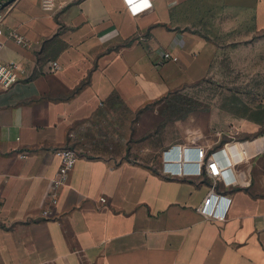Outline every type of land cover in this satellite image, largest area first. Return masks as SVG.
Segmentation results:
<instances>
[{"label":"crops","instance_id":"0c3cea01","mask_svg":"<svg viewBox=\"0 0 264 264\" xmlns=\"http://www.w3.org/2000/svg\"><path fill=\"white\" fill-rule=\"evenodd\" d=\"M150 2L134 15L124 0L54 12L17 0L6 16L2 58L27 73L0 85V264H264V150L229 152L252 127L221 110L161 109L209 74L219 37L264 34V0ZM125 117L137 159L87 153L119 146L99 134L124 131ZM61 149L78 158L53 198ZM202 149L227 181L195 172Z\"/></svg>","mask_w":264,"mask_h":264},{"label":"rangeland","instance_id":"374dc122","mask_svg":"<svg viewBox=\"0 0 264 264\" xmlns=\"http://www.w3.org/2000/svg\"><path fill=\"white\" fill-rule=\"evenodd\" d=\"M219 38L221 48L209 74L202 80L185 86L180 94L165 100L161 109L174 116L191 110L225 111L233 121L243 117L250 124L254 132L245 140L260 139L264 142V34L255 35L249 41H246L248 37L230 34ZM125 120L124 131H118L112 125L108 133L102 131L99 134L116 136L119 146L95 148L90 142L86 147L87 153L98 157L137 159L129 153L134 119L125 117ZM253 141L236 145L245 147Z\"/></svg>","mask_w":264,"mask_h":264},{"label":"built area","instance_id":"2783aa9c","mask_svg":"<svg viewBox=\"0 0 264 264\" xmlns=\"http://www.w3.org/2000/svg\"><path fill=\"white\" fill-rule=\"evenodd\" d=\"M16 1L17 0H0V85L4 89H9L15 85L27 73V69L22 63L17 61L8 62L4 61L2 58V52L5 48V41L3 40L5 36L4 22L6 16L13 9ZM73 1L74 0H42V7L47 12H54ZM124 2L134 15L151 8L150 0H124ZM10 36L15 38L20 44H24L25 42L24 38L15 32L10 33ZM165 59L169 60L171 59V56L167 53L165 54ZM53 67L56 69L58 67V63L54 62ZM56 155L60 158L62 166L60 169L59 179L55 182L53 188V198L55 197L54 195L57 190L65 182L66 175L68 174L69 170L74 167L78 158V154L73 149L58 150L56 151ZM193 163L197 166L195 172L213 179L215 184H217L220 180L227 181L226 178L229 170L223 169L220 165V162L214 157V155H207L204 149L200 151L198 158ZM164 170L167 172V174H174V172L171 170L168 171L166 168ZM180 173L181 175H188L191 172L189 170H181ZM214 195L216 194H212L209 198H207L200 208L201 213L206 217H215L216 215L215 210L213 208L211 209ZM102 200L104 201V199ZM48 214V210L44 211V215ZM223 215L225 216V211Z\"/></svg>","mask_w":264,"mask_h":264},{"label":"bare ground","instance_id":"6f19581e","mask_svg":"<svg viewBox=\"0 0 264 264\" xmlns=\"http://www.w3.org/2000/svg\"><path fill=\"white\" fill-rule=\"evenodd\" d=\"M263 149H264V142L260 139H257L255 141H253L252 143H249L245 147L238 146V145L231 146L229 149V152H231V155L237 159V158L245 155V153L249 157L254 156V155L258 154ZM180 169L183 170L182 167H180L178 170H180ZM229 181H231V180H229Z\"/></svg>","mask_w":264,"mask_h":264},{"label":"trees","instance_id":"16d2710c","mask_svg":"<svg viewBox=\"0 0 264 264\" xmlns=\"http://www.w3.org/2000/svg\"><path fill=\"white\" fill-rule=\"evenodd\" d=\"M191 111H193V110H191ZM191 111H189V112H191ZM189 112H187V113H179L178 114V116H174V114H172V115H169V116H171L172 118H174V117H178V118H183V117H185Z\"/></svg>","mask_w":264,"mask_h":264}]
</instances>
